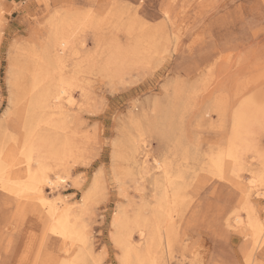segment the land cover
<instances>
[{"label":"rangeland","instance_id":"374dc122","mask_svg":"<svg viewBox=\"0 0 264 264\" xmlns=\"http://www.w3.org/2000/svg\"><path fill=\"white\" fill-rule=\"evenodd\" d=\"M60 88L51 113L41 96ZM27 144L63 181L44 207L0 194V264H264V0H0L14 188ZM57 197L70 241L51 231Z\"/></svg>","mask_w":264,"mask_h":264},{"label":"bare ground","instance_id":"6f19581e","mask_svg":"<svg viewBox=\"0 0 264 264\" xmlns=\"http://www.w3.org/2000/svg\"><path fill=\"white\" fill-rule=\"evenodd\" d=\"M256 3V2H255ZM57 29V28H56ZM58 30V29H57ZM60 30V29H59ZM63 31V30H62ZM60 32V31H59ZM56 37V36H55ZM64 37V36H63ZM63 37H61V39L57 42V44L61 47V50L63 49V48H65V49H67V47L68 46H66L67 45V40L69 39V37H68V39L66 40L65 38H67V37H65V38H63ZM57 39V38H56ZM69 43V42H68ZM56 47V46H55ZM58 48V47H57ZM50 50V49H49ZM64 50V49H63ZM62 50V51H63ZM60 52V51H59ZM57 54V53H56ZM58 55V54H57ZM60 55V54H59ZM61 56V55H60ZM59 57V56H58ZM60 58V57H59ZM55 60V59H54ZM60 61V63L62 62L61 60H59ZM58 65H60L59 64V62H58ZM38 81V80H37ZM38 83V82H37ZM36 83V84H37ZM67 84V83H66ZM39 85V84H38ZM42 85V84H41ZM63 84H61V86H62ZM65 85V84H64ZM51 86V85H50ZM58 86V85H57ZM66 86V85H65ZM35 88H36V86H34ZM33 87V88H34ZM54 87V86H53ZM38 86H37V90H38ZM34 90V89H33ZM36 90V91H37ZM49 91H50V89H48ZM54 90V89H53ZM36 93V92H35ZM29 94V93H28ZM66 91L63 89V88H60V89H58V90H56V91H54V92H46V93H44V94H42V96H41V101H42V103H43V105H44V108H47L51 113H53L52 111L54 110V107L55 108H58L59 106L58 105H55L56 103H58V102H60V100L62 99V97H63V95H65L66 96ZM32 95H34V93L32 94ZM30 97V96H29ZM39 98V97H38ZM40 102V101H39ZM41 103V104H42ZM38 105V104H37ZM42 106V105H41ZM60 108V107H59ZM43 109V108H42ZM51 109H53L52 111H51ZM40 110H41V108H40ZM46 110V109H45ZM44 110V111H45ZM59 110V109H58ZM43 111V112H44ZM41 113V112H40ZM44 115H45V113H44ZM45 117H46V115H45ZM47 117H49V114H48V116ZM50 118V117H49ZM40 121V120H39ZM37 122V121H36ZM39 123V122H38ZM238 124H239V126L238 127H236L237 128V130H236V135L234 136V140H236L237 138H238V133H239V128H240V121H238ZM235 125V124H234ZM235 129V128H234ZM233 129V130H234ZM234 133V132H233ZM31 135H32V133H31ZM28 136H29V134H28ZM37 136V135H36ZM26 138H27V136H26ZM29 138V137H28ZM28 138L26 139V140H28ZM25 140V141H26ZM241 140V139H240ZM28 142V141H27ZM32 142V141H31ZM238 142H240V141H238ZM241 143H242V141H241ZM25 144V143H24ZM31 145V144H30ZM30 145H26V149H24V150H26V154H28V157H27V159L25 160V162L24 163H26L25 165H26V172H27V174H28V182L25 184V185H21V186H19V187H12V185L10 186L9 184H8V180L10 179H12V177L11 178H7L6 179V171L4 170L5 168L3 167V165L5 164V162H3L4 164L2 165V160H1V158L2 157H0V194H2V193H5V194H8V195H11V197H13L14 199H15V201L16 202H18L19 204L21 203V204H23V203H29V204H31V205H33V206H35V203L34 202H38V205L37 206H46V203L48 202V197H46L45 196V192H44V187L46 186V185H49L50 187H58V185L61 183V181H63L62 180V177H60L58 174H56V178H52L50 175H49V173H48V169H47V167L42 163V161H40V163H38L37 165H38V168H33L32 167V161H33V148L30 146ZM137 148H135V150H136ZM235 149V147H234V144L232 145V149L228 152V154H227V157H228V159L230 158V159H232V160H237V157H238V155H236V149ZM240 151V149L238 150V152ZM1 152H3V151H1ZM1 152H0V154H1ZM11 153V152H10ZM21 153V152H20ZM19 153V154H20ZM136 153V152H135ZM134 153V154H135ZM138 154V153H137ZM4 155V152H3V154H2V156ZM141 155V154H140ZM11 156V155H10ZM137 156V155H136ZM135 156V157H136ZM144 156V155H143ZM25 157V156H24ZM221 157V156H220ZM6 159H8V158H6ZM5 159V160H6ZM10 159H12V158H10ZM144 159V158H143ZM229 159V160H230ZM23 160V161H24ZM165 160V159H164ZM222 157L221 158H219V157H217L216 158V160H214V161H216L215 163L217 164V168L219 167L218 165H221V162H222ZM12 161H13V159H12ZM20 161H22L21 159H20ZM167 161V160H166ZM8 162V161H7ZM18 163V162H17ZM157 163V162H156ZM169 163V162H168ZM233 163H234V161H233ZM12 164H13V162H12ZM23 164V163H22ZM135 164H137V163H135ZM146 164V163H145ZM159 164V163H158ZM13 165H16V163L15 164H13ZM148 165V164H147ZM166 166V165H165ZM165 166H164V168H165ZM214 166V165H213ZM11 167V166H10ZM9 167V168H10ZM146 167V166H145ZM144 167V168H145ZM157 167V166H156ZM169 167V166H168ZM215 168H216V166H214ZM12 168H14V167H12ZM148 168H149V166H148ZM224 168V167H223ZM222 168V169H223ZM11 169V168H10ZM141 169H143V168H141ZM158 169V168H157ZM6 170H8L7 168H6ZM149 170V169H148ZM152 170V169H151ZM221 170V169H220ZM224 170V169H223ZM222 170V171H223ZM264 170V169H263ZM147 171V170H146ZM167 171V170H166ZM165 171V172H166ZM143 172H144V170H143ZM150 172V171H149ZM164 172V173H165ZM220 172V171H219ZM237 172V171H236ZM156 173V172H155ZM162 173V172H161ZM163 173V174H164ZM167 173V172H166ZM169 173V172H168ZM172 173V172H171ZM222 173V172H221ZM162 174V175H163ZM9 175H11L12 176V174H9ZM164 175H168V174H164ZM222 175V174H221ZM234 175V174H233ZM156 176V175H155ZM161 176V175H160ZM171 176V175H170ZM223 176V175H222ZM221 176V177H222ZM163 177V176H162ZM161 177V178H162ZM166 177V176H165ZM168 177H169V175H168ZM168 177H166V178H168ZM235 177V176H234ZM237 177V176H236ZM252 177H253V175H252ZM256 177V176H255ZM158 178V177H157ZM55 179H57V180H55ZM159 179H160V177H159ZM262 179V178H261ZM154 180V179H153ZM166 180V179H165ZM168 180V179H167ZM256 180H260V179H258V178H252V180L250 181V187H254L255 186V183L256 182H258V181H256ZM153 182V181H152ZM158 182V181H157ZM165 182V181H164ZM260 182V181H259ZM169 183V182H168ZM261 183V182H260ZM18 184V183H17ZM165 184V183H164ZM163 185V184H162ZM162 185H160V186H162ZM168 185V184H167ZM169 185H170V183H169ZM16 186V185H15ZM248 186V185H247ZM49 187V188H50ZM60 187V186H59ZM159 187V186H158ZM170 187V186H169ZM157 188V187H156ZM46 189V188H45ZM176 189V188H175ZM155 190V189H154ZM161 191V190H160ZM161 193V192H160ZM171 193H173V192H171ZM242 194V193H241ZM253 195V194H252ZM256 195V194H255ZM156 197H157V195H155ZM161 196V195H160ZM257 196L258 197H263V195L262 194H257ZM156 197H155V199H156ZM167 197H169V196H167ZM166 197V198H167ZM173 197V196H172ZM254 197V196H253ZM257 197V198H258ZM179 198V197H178ZM163 199H164V197H163ZM175 198H173V200H174ZM247 199V198H246ZM250 199V198H249ZM259 199V198H258ZM263 199V198H262ZM178 200V199H177ZM252 200V199H251ZM7 201V200H6ZM166 201V200H165ZM249 201V200H248ZM174 202V201H173ZM145 203V202H144ZM158 203V202H157ZM177 203V202H176ZM180 203V202H179ZM250 203V201L248 202V204ZM253 203V202H252ZM256 203V202H255ZM50 205H49V212H50V217H52L53 218V222H55L54 223V226L51 228V231L53 232V233H55V234H57L58 235V237L59 236H61V237H63V238H66V239H68L69 238V241H70V237L73 235V227H70L69 228V220H68V212H69V209H68V204L66 203V201L64 200V199H62V198H59V197H57V198H55V199H53V201L51 202V203H49ZM151 204V203H150ZM164 204V203H163ZM162 204V205H163ZM170 204L168 203V206H169ZM11 206V205H10ZM143 206V205H142ZM145 206V205H144ZM176 207H177V205H176ZM251 207V206H250ZM145 208V207H144ZM154 208H155V206H154ZM160 208V207H159ZM163 208V207H162ZM169 208V207H168ZM146 209V208H145ZM169 209H171V208H169ZM168 209V210H169ZM150 210H151V208H150ZM152 210H153V208H152ZM157 209H155L154 211H156ZM143 211H146V210H143ZM246 211V210H245ZM142 213H144V212H142ZM152 213H154V212H152ZM161 213V212H160ZM166 213V212H165ZM167 213H168V211H167ZM250 213V212H249ZM44 215V214H43ZM49 215V214H48ZM138 215V214H137ZM156 216V215H155ZM167 216V215H166ZM251 216V215H250ZM145 217V216H144ZM161 217V216H160ZM168 217V216H167ZM142 218V217H141ZM146 218V217H145ZM145 218L144 219H141L142 221L144 220L145 221ZM153 218H155L154 216H153ZM251 218V217H250ZM250 218L248 219L249 221H250ZM69 219H70V217H69ZM139 219V218H138ZM157 219V218H156ZM46 220V219H45ZM135 220V219H134ZM167 220V219H166ZM170 220V219H169ZM141 221V222H142ZM157 221V220H156ZM174 221V220H173ZM52 222V221H51ZM138 222H140L139 220H138ZM146 223H147V220L145 221ZM145 222H143L141 225H143ZM251 222V221H250ZM249 222V223H250ZM256 222H257V220H256ZM131 223H133V222H131ZM173 223V222H172ZM234 223H239V224H241L242 223V221H241V219L240 218H237V220H236V222H234ZM254 223V222H253ZM71 224V223H70ZM148 224V226H149V223H147ZM235 224V225H236ZM135 225V223L134 224H132V226L133 227H135L134 226ZM140 225V224H139ZM156 225H157V223H156ZM252 226H253V224H251ZM264 225V224H263ZM145 226V225H144ZM151 226V225H150ZM171 226V225H170ZM170 226H168V227H170ZM49 227V226H48ZM130 227V226H129ZM137 227H138V224H137ZM257 227H258V225H257ZM71 228H72V230H71ZM143 228V227H142ZM151 228V227H150ZM159 228H161V227H159ZM243 228V227H242ZM247 228V227H246ZM259 228V227H258ZM153 229V228H152ZM244 229V228H243ZM252 229H254V228H252ZM134 230V228L132 229V230H130V231H133ZM144 230H146V229H143V232H144ZM163 230V229H162ZM168 230V229H167ZM261 230H263V228L261 229ZM261 230H260V232H261ZM161 232V230L160 229H158V232ZM252 231V230H251ZM255 231H256V229H255ZM139 232V231H138ZM141 232V231H140ZM149 232V231H148ZM263 232V231H262ZM140 234H144V233H140ZM255 234V233H254ZM50 235V234H49ZM129 235V234H128ZM131 235V234H130ZM145 235V234H144ZM149 235V234H148ZM156 235V234H155ZM159 235H162V234H159ZM158 235V236H159ZM263 235V234H262ZM150 236V235H149ZM152 236H154V235H152ZM255 236H257V233H256V235ZM254 236V237H255ZM57 237V236H56ZM60 237V238H61ZM72 237H76L75 236V234H74V236H72ZM131 237V236H130ZM142 237V236H141ZM148 237V236H147ZM160 237V236H159ZM156 238H157V235H156ZM162 238V237H161ZM168 238V237H167ZM131 239V238H130ZM130 239H128V240H130ZM160 239V238H159ZM64 240V239H63ZM74 240V239H73ZM141 240H144V239H141ZM152 240V239H151ZM156 241H158L157 239H155ZM255 240V239H254ZM72 241V240H71ZM147 241V240H146ZM161 241H162V239H161ZM66 242V241H65ZM72 242H74V241H72ZM128 242V241H127ZM126 242V243H127ZM151 241H149V243H150ZM163 242V241H162ZM60 243V242H59ZM67 243V242H66ZM148 243V244H149ZM153 243L155 244V241L153 240ZM254 243H255V241H254ZM12 244V243H11ZM55 244V243H54ZM68 244V243H67ZM134 244V243H133ZM151 244V243H150ZM256 244V243H255ZM263 244V243H262ZM61 245V244H60ZM124 245V244H123ZM143 245V244H142ZM260 245V244H259ZM74 247V246H73ZM126 247V246H125ZM124 247V248H125ZM130 247V246H129ZM137 247V246H136ZM146 247V246H145ZM32 248V247H31ZM65 248H66V245H65ZM150 248V247H149ZM258 248V247H257ZM46 249V248H45ZM132 249H134V248H132ZM69 250V249H68ZM67 250V251H68ZM70 251V250H69ZM133 251V250H132ZM131 251V252H132ZM134 251H135V249H134ZM149 249H148V254H149ZM135 252H137V251H135ZM160 252V251H159ZM66 253V252H65ZM69 253V252H68ZM67 253V254H68ZM155 253V252H154ZM152 254V253H151ZM151 254H150V256H151ZM164 254V253H163ZM66 255V254H65ZM70 255V254H69ZM128 255H130V254H128ZM128 255H127V257H128ZM132 255V254H131ZM135 255V254H134ZM140 254H138L137 256H139ZM136 256V257H137ZM126 257V256H125ZM134 257V256H133ZM140 257H143L142 255L140 256ZM145 257V256H144ZM153 257V256H152ZM131 258H132V256H131ZM133 259V258H132ZM131 259V260H132ZM143 259V258H142ZM142 259H141V261H142ZM150 259V258H149ZM154 259V258H153ZM73 260V259H72ZM130 260V261H131ZM151 260V259H150ZM138 261V263H140L139 261L140 260H137ZM145 261H146V258H145ZM149 261V260H148ZM74 262H75V260H74ZM128 262V261H127ZM152 262V261H151ZM151 262H148V263H151ZM154 262V261H153ZM48 263V262H47ZM125 263H126V261H125ZM130 263V262H129ZM137 263V264H138ZM128 264V263H127ZM136 264V263H135ZM146 264V263H145ZM151 264H153V263H151Z\"/></svg>","mask_w":264,"mask_h":264}]
</instances>
